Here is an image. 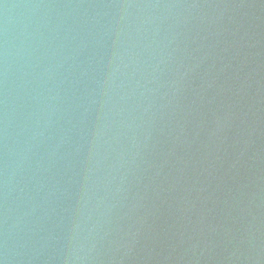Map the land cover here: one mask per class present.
I'll return each mask as SVG.
<instances>
[{
  "label": "water",
  "instance_id": "95a60500",
  "mask_svg": "<svg viewBox=\"0 0 264 264\" xmlns=\"http://www.w3.org/2000/svg\"><path fill=\"white\" fill-rule=\"evenodd\" d=\"M0 264H264V0H0Z\"/></svg>",
  "mask_w": 264,
  "mask_h": 264
}]
</instances>
